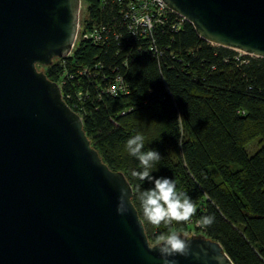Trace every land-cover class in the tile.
I'll return each mask as SVG.
<instances>
[{
  "label": "water",
  "instance_id": "95a60500",
  "mask_svg": "<svg viewBox=\"0 0 264 264\" xmlns=\"http://www.w3.org/2000/svg\"><path fill=\"white\" fill-rule=\"evenodd\" d=\"M202 40L264 59V0H162ZM80 0H0V264H161L134 208L64 102L49 66L71 49ZM128 212L117 214L119 190ZM176 264H233L203 234Z\"/></svg>",
  "mask_w": 264,
  "mask_h": 264
},
{
  "label": "trees",
  "instance_id": "16d2710c",
  "mask_svg": "<svg viewBox=\"0 0 264 264\" xmlns=\"http://www.w3.org/2000/svg\"><path fill=\"white\" fill-rule=\"evenodd\" d=\"M86 1V20L102 21L108 40L103 46L78 44L66 66L72 71L73 62L100 63L96 81L101 87L102 76L119 73L129 93L98 98L97 83L87 87L75 79L63 87V98L73 109L65 93L88 89L83 131L101 161L125 176L148 242L156 244L160 234L194 230L218 242L233 264H264V59L212 45L187 21L178 31H154L155 55L150 38L133 44L113 0H106L103 10L102 0ZM62 70L55 63L44 74L57 82ZM137 133L146 138L145 150L155 148L162 156L153 175L172 178L195 204L189 221L157 226L145 218L137 194L150 185L131 175L140 166L125 147ZM256 138L259 148L249 156L245 146ZM209 215L214 222L203 226L202 218Z\"/></svg>",
  "mask_w": 264,
  "mask_h": 264
},
{
  "label": "built area",
  "instance_id": "2783aa9c",
  "mask_svg": "<svg viewBox=\"0 0 264 264\" xmlns=\"http://www.w3.org/2000/svg\"><path fill=\"white\" fill-rule=\"evenodd\" d=\"M116 5L117 14L119 16V22L121 23L122 29L133 38V44L136 40L150 38L149 50L157 55L158 50L155 46V40L153 34L156 29H162L167 27L171 31H178L183 22L184 18L173 10H171L162 0H113ZM106 0H102L100 6L103 10L105 8ZM80 8L82 4L80 1L79 6V17L76 28V34L70 51L63 57L54 58L51 65L57 63L63 68L59 75L57 82H55L60 90L61 97L63 98L62 90L67 82L73 83V80H83L87 83V87L91 86V83H97L100 86V90L97 91V97L100 98L102 95L109 96H121L129 93V88L125 83L124 77L119 73H115L112 76H102L104 86L96 81L102 73V66L100 63H95L93 67L88 65H75L72 63L71 70L67 68V59L73 56V53L80 43H87L95 46H103L108 40V28L105 24L100 22H93L89 24L86 20L87 7L84 8L85 16L80 18ZM121 36V33H118ZM115 38H117V36ZM127 43L129 41L126 40ZM126 43V44H127ZM123 61V65H125ZM49 65V66H51ZM46 66V67H49ZM65 98L70 101L72 108L68 107L76 113L82 121V113L84 111L83 102L89 98L88 89L84 91L79 88L73 93H65ZM73 100V102L71 101ZM65 102V101H64ZM66 103V102H65ZM127 111H122L124 115Z\"/></svg>",
  "mask_w": 264,
  "mask_h": 264
},
{
  "label": "clouds",
  "instance_id": "9594fccd",
  "mask_svg": "<svg viewBox=\"0 0 264 264\" xmlns=\"http://www.w3.org/2000/svg\"><path fill=\"white\" fill-rule=\"evenodd\" d=\"M179 119H183L177 116ZM146 138L137 133L126 141V151L129 156L139 162V169L133 170L131 175L142 184L150 187L138 191L137 199L145 218L153 225L161 223L170 225L173 221L187 222L196 211L192 199L185 192H179L175 181L167 176H154L155 165L162 159L160 152L148 147L145 150ZM128 193L124 189L119 190L117 197V214L125 215L128 212ZM214 222L213 216H204L201 220L203 226H210ZM157 251L161 264H176L172 259L176 255H187L189 242L182 239L175 231L160 234L156 240Z\"/></svg>",
  "mask_w": 264,
  "mask_h": 264
},
{
  "label": "rangeland",
  "instance_id": "374dc122",
  "mask_svg": "<svg viewBox=\"0 0 264 264\" xmlns=\"http://www.w3.org/2000/svg\"><path fill=\"white\" fill-rule=\"evenodd\" d=\"M81 4H82V8H80V18L85 16V12H84V8H86L89 4L86 0H80ZM239 54H243L242 52H239ZM40 71V70H39ZM259 148V138H256L255 140H253L252 142L248 143L245 146V151L246 153L251 156L253 155L257 149ZM191 234H198L196 233L194 230H192Z\"/></svg>",
  "mask_w": 264,
  "mask_h": 264
},
{
  "label": "flooded vegetation",
  "instance_id": "af4514ba",
  "mask_svg": "<svg viewBox=\"0 0 264 264\" xmlns=\"http://www.w3.org/2000/svg\"><path fill=\"white\" fill-rule=\"evenodd\" d=\"M45 68H46V67L41 66V65H38V66H37V69L40 70V71H42V72H44Z\"/></svg>",
  "mask_w": 264,
  "mask_h": 264
}]
</instances>
